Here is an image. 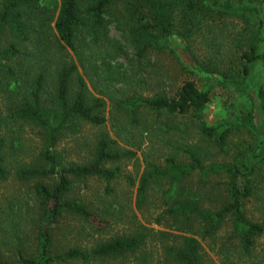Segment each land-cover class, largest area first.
Listing matches in <instances>:
<instances>
[{"label": "trees", "instance_id": "trees-1", "mask_svg": "<svg viewBox=\"0 0 264 264\" xmlns=\"http://www.w3.org/2000/svg\"><path fill=\"white\" fill-rule=\"evenodd\" d=\"M226 19L243 24L230 45L234 58L222 67L212 61L216 65L213 70L194 54L190 57L199 71L218 75L223 86H247L255 67L264 64V19L257 0H51L48 4L42 0H0V86L9 79L5 86L13 88L5 90L10 97L18 96V101L7 106L6 115L0 114V185L10 176L7 165L12 150L5 137L10 122L33 125L41 137L34 158L15 172L19 182L34 181L32 190L41 220L36 237L31 249L18 243L8 257L0 251V264H96L106 258L136 256L152 238L164 243L166 264H204L201 240L220 244L223 264H232L234 255L249 261L255 258L264 223L249 219L246 203L257 191V177L264 163L258 148L241 147L229 161L209 157L213 154L209 147L219 156L228 153L230 143V130H220L203 119L212 98L209 90L187 79L172 93L164 89L144 96L136 86L141 79L156 77L151 70L137 78L131 76L134 73L114 72L109 62L119 55H125L128 62H143L152 54H176L177 44L190 52L203 26ZM113 24L128 46L112 37ZM87 77L100 96L90 90ZM115 84L130 86L123 94L122 106H118L124 114L116 132L119 138L126 131L141 135V126L149 124L169 131L178 129L182 136L187 125L175 119L190 117L195 125L192 129L208 144L180 143L178 153L172 151L163 164L149 162L139 180L137 208L141 211L153 184L167 186L163 199L167 210L155 223L168 226L172 233L147 227L135 217L136 226L128 234L102 241L92 249L70 247L58 252L53 226L62 215L68 213L92 222L95 218L82 199L68 197L74 180L97 178L106 182L107 192L113 193L111 183L119 178V169L109 164L136 156L105 131L96 139L88 162H64L57 151L63 134L76 131L78 122L105 125V97L111 96L109 88L115 91ZM258 96L264 110V86ZM255 110L250 97L239 111L242 125L253 132H257ZM211 175L224 179L220 183L227 199L218 209H206L201 190L193 192L190 188L194 180L199 189L206 188ZM227 225L231 232L219 243L218 234ZM148 257L142 253L137 260L145 264Z\"/></svg>", "mask_w": 264, "mask_h": 264}, {"label": "rangeland", "instance_id": "rangeland-1", "mask_svg": "<svg viewBox=\"0 0 264 264\" xmlns=\"http://www.w3.org/2000/svg\"><path fill=\"white\" fill-rule=\"evenodd\" d=\"M42 1L44 4H48L51 0ZM257 1L262 9L264 19V0ZM212 23L203 26L202 30L197 33L196 39L191 43L192 50L190 52H184V46L177 44L176 54H152L143 62L136 60L128 62L125 55H119L109 61L112 70L114 72L124 71L128 74L134 73L131 76L137 78L138 75L151 70L156 77H151L148 81L141 79L136 86L139 93L144 96L154 95L164 89L172 93L187 79L195 80L199 88L209 90L212 97L203 112V119L209 125L217 126L220 130H230L228 153L215 156L217 151L209 147L208 151L211 153L213 151L209 157L229 161L232 153L245 146H251V149L258 148L259 156L264 157V110L258 96L259 88L264 86V64L261 63L255 67L247 86L225 87L217 80L218 75L199 71L198 65H195L190 55L194 54L198 61L208 64L206 66L211 69L216 65L219 67L226 65L230 58H234V47H230V45L240 35L239 28L243 27L241 21L237 19H226L224 23L216 20ZM110 31L112 37L127 45L121 38L122 32L114 24L110 27ZM6 38L10 40V37ZM128 53L132 54L130 50ZM212 61H216V65ZM87 79L90 90L99 95L88 77ZM8 80H3L1 84L3 87L0 86V114L3 116L6 115L7 106L18 101L16 94L10 97V93L7 92L13 88V86L10 88L5 86ZM12 80L14 81V79ZM112 87L115 91L109 88L108 93L111 96L105 97L104 115L107 119L105 125L94 126L86 122H78L76 131H67L63 134L57 151L61 154L64 162H88L92 157L96 139L102 131H105L111 138L117 140L120 147L135 151L136 156L109 164V166L119 169V178L111 183V187L114 189L113 193L107 192L106 182L100 179L74 180L72 191L68 197L82 199L85 204H88L95 218L92 222L68 213L62 215L53 226L54 248L58 252L65 251L70 247L92 249L102 241L128 234L133 230L132 227L136 226L134 224L136 218L139 220L138 223L147 227L172 233L173 230L167 228L168 226L161 227L155 223L157 216L164 214L167 210L164 204L165 200H163L167 186L164 183L153 184L148 197L149 201L141 211L137 208L139 180L146 171L149 162L163 164L165 157L172 151L175 150V153H178L176 147L180 143L199 141L201 144H208L202 137L199 139L196 130L192 129L194 124L190 117L175 119L176 123H186L187 125L186 133L182 136L178 129L169 131L165 127L159 129L158 125L149 124L141 126V135H137L133 131H126L121 132L119 138L116 132L120 130L118 124L124 120V114H122L123 108L118 109V106H122L123 94L127 89L129 90L130 86L115 84ZM14 91H18V88H14ZM250 97L255 101L257 132L244 127L240 120L239 111L246 106ZM10 127V130L5 134L7 146L12 150V156L8 155L7 165L10 176L0 185V251L3 256L7 257L13 253L18 243L26 249H31L36 237V229L41 221L39 211L36 209L37 198L32 190L34 181L19 182L15 176L16 169L30 162L39 151L41 145L39 129L27 123L14 124L13 122H10ZM147 127L151 128L145 132ZM143 132L145 133L142 136ZM261 168V174L257 177V191L246 203V214L249 219L264 223V163ZM223 180L222 177L211 175L206 188L199 189L195 180L190 188L193 189V192L201 190L200 194L204 199L203 203L206 209H218L227 199L225 187L220 183ZM229 232H231V228L227 225L218 234V242L220 243V239L226 237ZM201 241L204 249V264H223L225 257L220 252V244H215L211 240ZM163 245L164 243L159 238H152L136 256L106 258L99 260L96 264H140L137 258L142 253L149 256L145 264H166L162 250ZM254 255L255 258L252 261L246 258L240 259L238 255H234L231 263L264 264V236L258 239Z\"/></svg>", "mask_w": 264, "mask_h": 264}]
</instances>
